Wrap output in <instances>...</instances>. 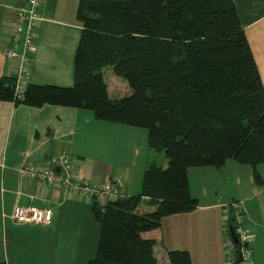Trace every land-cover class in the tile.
I'll list each match as a JSON object with an SVG mask.
<instances>
[{"label":"trees","instance_id":"1","mask_svg":"<svg viewBox=\"0 0 264 264\" xmlns=\"http://www.w3.org/2000/svg\"><path fill=\"white\" fill-rule=\"evenodd\" d=\"M76 20L73 85L27 84L18 98L15 78L0 77V101L83 109L96 120L146 130L148 148L163 152L167 165L150 161L135 195L103 206L93 198L100 232L95 258L86 264H160L154 241L141 234L158 229L166 216L197 208L190 168L221 169L232 160L264 185L257 171L264 164L257 66L233 0H79ZM105 67L126 81L129 95L109 97ZM142 201L154 210L137 213ZM229 214L222 226L226 251L232 246L229 263L239 264L242 245ZM167 260L162 264H191L186 250L167 251Z\"/></svg>","mask_w":264,"mask_h":264},{"label":"crops","instance_id":"2","mask_svg":"<svg viewBox=\"0 0 264 264\" xmlns=\"http://www.w3.org/2000/svg\"><path fill=\"white\" fill-rule=\"evenodd\" d=\"M78 2L43 0L26 84L73 85V59L81 34L76 20ZM233 2L264 88V0ZM17 4L18 0L0 2V77L14 76L17 66V60L6 55L9 43L5 35ZM104 81L109 97L115 98ZM110 83L113 89L120 87L116 80ZM61 152L71 155L73 174L89 188L120 179L122 197L140 191L150 162L144 129L99 121L83 109L14 106L0 101V264H86L95 258L100 231L92 215L93 198L83 191L49 186L19 173L20 168L36 167ZM166 165L167 160L161 167ZM237 165L243 166L228 160L221 168L226 172L211 167L188 170L189 191L198 200L197 208L166 216L158 229L141 234L143 239L154 241L153 255L158 263L168 261L167 251L186 250L191 264H229L226 239L221 240L222 208L228 198L222 199L218 180L224 174V180L229 177L234 188H241L243 183L234 173L247 178L248 171ZM260 172L264 177V167ZM258 187H249L252 198L236 194L244 226L253 236L252 264H264V207L258 200L259 196L264 199V187ZM142 203L144 207H138L137 213L154 210ZM16 206L48 211L51 220L45 225L14 223L11 215Z\"/></svg>","mask_w":264,"mask_h":264},{"label":"built area","instance_id":"3","mask_svg":"<svg viewBox=\"0 0 264 264\" xmlns=\"http://www.w3.org/2000/svg\"><path fill=\"white\" fill-rule=\"evenodd\" d=\"M42 4L43 0H18L17 6L13 9L9 26L6 28L7 34L5 35L9 43L6 55L17 60L13 77L15 78V93L18 98H21L27 85L26 77L31 61L32 39L40 20ZM56 169L58 170L56 171ZM73 169L74 162L71 155L67 152H61L36 167L30 165L22 167L19 169V173L21 177L37 179L49 186L83 191L102 205L123 198L120 179L107 181L100 186L89 188L85 181L73 174ZM222 209L223 225H226L229 220L230 210L233 211L236 234L242 245L239 264H252L250 243L253 236L250 230L244 226V216L241 213L240 204L233 202ZM11 219L17 224L45 225L50 222L51 213L33 207L16 206L12 211ZM232 252L233 248L230 246L227 253L230 255Z\"/></svg>","mask_w":264,"mask_h":264},{"label":"rangeland","instance_id":"4","mask_svg":"<svg viewBox=\"0 0 264 264\" xmlns=\"http://www.w3.org/2000/svg\"><path fill=\"white\" fill-rule=\"evenodd\" d=\"M102 74H103L105 80L108 82V84H110V95L111 96H113L115 98H120L121 96H125V95H127V94H129L131 92L130 88L128 87V85L126 83V81L123 78L118 77L115 74H113V72H112L110 67L103 68L102 69ZM114 80L119 82L120 87L117 86V87H114V89L112 88V86H111L112 83H110V81L113 82ZM124 86L127 87V89L124 88ZM149 152H150V154H149L150 161L155 162L158 166H161V165L163 166V162L164 161L166 162V160H167L166 156L164 155V153L163 152L151 151L150 149H149ZM238 167L248 171V177L247 178L244 175H241L239 173H234V176L235 177L238 176L239 177L238 180H241L242 183H243L241 188H238V187L234 188V186L232 185V182L230 181L229 177L226 180H224V174H223L222 180H218L219 183L217 182L218 183V188L220 190V193L224 194L223 196H221L222 199L224 198V200H225L226 198H228L226 200V203L227 202L228 203L225 206H228L231 203H233L236 200H238V199H236V194L241 195V196L243 195L244 197H247V198H252L254 195H250L251 193H250L249 189L250 188L254 189L253 187H258V186H259L258 188L261 189V185H257L256 186V184H255V182L253 180V176H252V172H251L250 167H248V166H238ZM262 167H264V164L259 165L257 167V171L260 174L261 178L264 179V177L261 175V172H260ZM214 169L218 170L217 168H214ZM222 169H224V168H222ZM222 169H220L222 172H224V171L226 172V169L225 170H222ZM231 174H232V171L229 172L230 176H231ZM263 175H264V173H263ZM251 180H252V182H251ZM252 185H255V186H252ZM262 186L264 187V185H262ZM195 192H197V190H196L195 185H194L193 186V194H195ZM258 200L261 201L262 207H264V201H263L264 199L261 196H259ZM236 202L239 203L238 201H236ZM139 207H141V208L144 207L143 203H141L139 205ZM222 211H223V209H222ZM222 215H223V213H222ZM223 230H224V228H222V231ZM225 239H226L225 238V234L223 232L221 234V240L225 241Z\"/></svg>","mask_w":264,"mask_h":264},{"label":"water","instance_id":"5","mask_svg":"<svg viewBox=\"0 0 264 264\" xmlns=\"http://www.w3.org/2000/svg\"><path fill=\"white\" fill-rule=\"evenodd\" d=\"M57 170H58V169H56V171H57ZM229 233H230V236H231L233 242H234V243H237V238H236V236H235V234H234V231H233V229H232L231 226L229 227Z\"/></svg>","mask_w":264,"mask_h":264}]
</instances>
